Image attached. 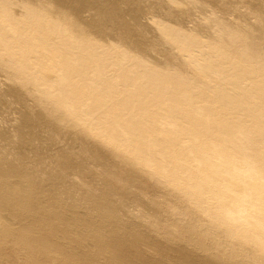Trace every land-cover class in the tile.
Returning <instances> with one entry per match:
<instances>
[{
  "label": "bare ground",
  "instance_id": "1",
  "mask_svg": "<svg viewBox=\"0 0 264 264\" xmlns=\"http://www.w3.org/2000/svg\"><path fill=\"white\" fill-rule=\"evenodd\" d=\"M7 247L264 264V0H0Z\"/></svg>",
  "mask_w": 264,
  "mask_h": 264
},
{
  "label": "rangeland",
  "instance_id": "2",
  "mask_svg": "<svg viewBox=\"0 0 264 264\" xmlns=\"http://www.w3.org/2000/svg\"><path fill=\"white\" fill-rule=\"evenodd\" d=\"M9 243H11V242H9ZM7 244H8V243H6V246H12V244H8V245H7ZM8 248H9L10 250H9ZM11 249H14V250H11ZM16 249H17V251H16ZM2 250L5 251V255H6L5 257L7 258L6 261L8 262V264H12V262H13V264H15V262H16L17 260H18V262L20 261V263H18V264H21V263L23 264L22 259L25 260V261H26V259H27V258L25 257V250L18 249V248H16V247H7V248H6L7 251H6L5 249H2ZM7 252H9L8 254H9L10 256L7 254ZM13 252H14V253H13ZM17 252H19V254H20V256H21V257L19 256L20 258L18 257L19 254H17ZM0 254H1V252H0ZM2 254H4V252H2ZM13 254H14V255H13ZM21 254H23V255H21ZM7 255H8L9 258L7 257ZM12 255L14 256L13 258H12ZM1 256H2V258L0 259V261H1V262L4 261L5 263L3 262V264H6L7 262H6L5 260H3L4 255H1ZM1 256H0V257H1ZM22 256H24V258H23ZM10 257H11V258H10ZM17 257H18V258H17ZM6 258H4V259H6ZM25 258H26V259H25ZM9 259H10V260H9ZM94 259H96V260L98 259L97 261H99V260H100V257H99V256H97V257L95 256ZM2 260H3V261H2ZM12 260H13V261H12ZM14 260H15V261H14ZM25 261H24V264H25ZM26 264H28V263L26 262Z\"/></svg>",
  "mask_w": 264,
  "mask_h": 264
}]
</instances>
